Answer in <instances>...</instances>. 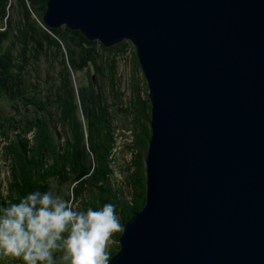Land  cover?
<instances>
[{"label": "water", "instance_id": "1", "mask_svg": "<svg viewBox=\"0 0 264 264\" xmlns=\"http://www.w3.org/2000/svg\"><path fill=\"white\" fill-rule=\"evenodd\" d=\"M131 40L152 103L147 198L109 264H264V0H47Z\"/></svg>", "mask_w": 264, "mask_h": 264}, {"label": "trees", "instance_id": "2", "mask_svg": "<svg viewBox=\"0 0 264 264\" xmlns=\"http://www.w3.org/2000/svg\"><path fill=\"white\" fill-rule=\"evenodd\" d=\"M18 2L23 17L18 22L8 19L0 26V96L11 107L8 109L0 105V137L8 141L2 154L0 151V207L18 203L34 191H52L54 180L60 183L77 181L72 188L73 194L67 195L69 201L72 199L73 203L76 200L75 205L84 210L89 207L98 210L104 204L111 203L115 205L116 214L124 227L146 204L145 163L152 136L148 126L151 121L148 108L150 98L146 101L141 97L137 99L138 91L127 107L120 108L123 107L121 93L115 92L119 80L118 65L113 56L127 52L131 40L107 47L98 41L88 40L81 31L68 26H46L43 15L47 0ZM9 3L10 0H0V13H5ZM34 14L36 17H33ZM22 19L25 23H21ZM30 43L36 49L34 56L38 58L47 55L51 47L56 50L61 69L57 77H48L47 81L51 83L48 86L44 84L41 87L39 80L37 83L29 80L27 65L30 61ZM83 44L86 45V57L83 59L92 58L107 66L108 76L113 82V91L110 88L109 95L102 90L103 85L97 89L92 86L90 97L93 106L91 104V109L87 111L86 119L88 143L85 142L84 122L76 100L78 89L74 74L83 68L76 60V52ZM32 74L36 73L33 71ZM45 86L46 89L43 88ZM110 98H115L116 102L113 104ZM142 102L146 105L141 106ZM115 115H122L123 119L125 115L130 122L127 126H133L137 135L134 145L139 148L135 159L136 170L131 174L132 178L129 176L128 180L125 179V184L132 188L131 199L120 198L121 180L115 177L114 168L110 167L112 120ZM3 154L9 158L5 175L1 165ZM89 160L94 163L93 166ZM121 233L117 232L118 239ZM118 249L119 241L111 248L109 256L112 257ZM0 264H23V261L0 256Z\"/></svg>", "mask_w": 264, "mask_h": 264}, {"label": "clouds", "instance_id": "3", "mask_svg": "<svg viewBox=\"0 0 264 264\" xmlns=\"http://www.w3.org/2000/svg\"><path fill=\"white\" fill-rule=\"evenodd\" d=\"M122 230L111 203L84 210L52 191H34L0 207V256L23 264H109L108 245Z\"/></svg>", "mask_w": 264, "mask_h": 264}, {"label": "rangeland", "instance_id": "4", "mask_svg": "<svg viewBox=\"0 0 264 264\" xmlns=\"http://www.w3.org/2000/svg\"><path fill=\"white\" fill-rule=\"evenodd\" d=\"M46 7H47V4H46ZM20 17L22 18L23 15H22V11H20L18 0H10L8 7H6L5 13L4 12L0 13V26H3L6 23V20L8 21V19H11V18L13 19V21L18 22V19ZM33 17H36V14H34ZM21 23H25V20L22 19ZM44 24L47 26L45 22ZM63 26H68V25H63ZM90 41H98L102 43L100 40H90ZM130 42L132 44L128 47L127 52L122 51V52L114 54L113 56L115 57L117 61V65H118L117 78L119 81L117 82L118 84L115 87V92L119 91V94L121 93V96H120V98H122L121 106L123 107H120V108L127 107L132 101L133 97H135V95L137 96L138 91H139L140 96L138 95L137 99H140L141 97L143 100L146 101L148 97L150 98L149 96L150 90H149L148 82H147L145 73L143 71V68L139 62L137 48L135 47L132 41ZM85 47L86 45L83 44L81 49L78 48V51L76 52L77 53L76 60L83 65V68L82 70H79L75 72L74 74H75V83L78 89L76 100L79 104L80 115L84 122V135L86 136L85 142L88 143V129L86 125V119H87V111L91 109V104L93 101V99L90 97L92 86H94V88L97 89L96 87L99 88V85H103L102 90H104L106 94L109 95L110 88L113 91V86H112L113 82L108 76L109 70L107 66H105L103 63L101 64L99 61L95 62L94 60H92V58L86 61L83 59L86 57ZM28 48H29L28 57L30 61L27 65V71L30 70L28 74L30 82L37 83V81L39 80L41 87L44 84H47L48 86L49 84H51L50 82L47 81L48 77L50 76L53 77V75L54 77H57L59 73V69H61L60 67L61 64H60L59 59L57 58L58 55L56 53V50L51 47L48 50L47 55L44 54L42 55V57L38 58L34 56L36 55V49L32 45V43L29 44ZM33 71L36 74L33 75L32 74ZM49 72L51 75H49ZM50 81L52 82L53 79H51ZM104 83H105V86H104ZM43 88L46 89L47 87L45 86ZM110 101H112V103L114 104V102H116V99L110 98ZM0 105H5L8 109L11 108L10 105L7 104V101L2 96H0ZM142 105L145 106L146 103L142 102L141 106ZM148 108H149V112L151 111V118H152V103L151 105H148ZM121 116L122 115H115L114 120H112L113 144L111 147L109 160L111 162L110 167L112 166L114 168L115 177L121 180V184H119L120 182L118 183L119 189L121 188V191H122V193H120V196H121L120 198L131 199L133 195L132 188L125 184V181H126L125 179L128 180L129 176L132 178L131 174L136 170V160L135 159H137L138 157L139 148L134 146L136 143V139H137L135 128L133 126H127L130 124V122L128 121V119H126L125 115H124V119L121 118ZM148 126L149 128H151V121H149ZM7 143L8 141L5 140L4 137H0L1 154L3 153V150L5 149V146L7 145ZM91 159L93 161L92 157ZM92 161H90V164H92L93 166L94 163ZM8 162H9V158H7L5 154H3L2 159H1V163H2L1 165L5 171V172L3 171V175H5L6 171L8 170V167H9ZM145 165L147 166V161ZM92 166H91V169L93 168ZM76 183L77 181H73L71 183L70 182L60 183L58 182V180H54L52 183V191L54 192L55 195H58L65 200H68L67 195L68 193L70 194V196L73 194L72 188L75 187ZM70 202H72V199L70 200ZM73 203L76 204V200H73ZM119 239L117 237V233H115L111 239V242L108 245V249H107L108 253H110L109 251L111 250V248L114 245H116V243H118Z\"/></svg>", "mask_w": 264, "mask_h": 264}]
</instances>
